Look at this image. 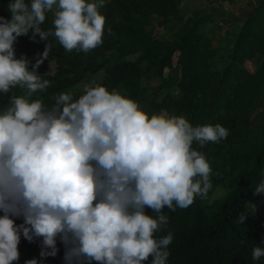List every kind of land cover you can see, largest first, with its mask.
Returning <instances> with one entry per match:
<instances>
[{"label": "clouds", "instance_id": "1", "mask_svg": "<svg viewBox=\"0 0 264 264\" xmlns=\"http://www.w3.org/2000/svg\"><path fill=\"white\" fill-rule=\"evenodd\" d=\"M103 7L104 0H10V18L0 16V92L26 91L0 111V264L19 260L21 232L43 237L51 251L42 255L57 254L59 237L66 264H166L173 236L155 235L167 227L164 209L207 199L213 186L199 149L228 137L220 123L193 126L182 114H149L96 81L78 98L70 90L55 95L50 108L30 99L50 86L37 71L51 51L49 38L65 52L94 50L103 43ZM49 13L51 27L43 29ZM30 31L48 41L31 70L14 49ZM261 193L264 181L254 188ZM251 256L259 261L264 247H253Z\"/></svg>", "mask_w": 264, "mask_h": 264}, {"label": "trees", "instance_id": "2", "mask_svg": "<svg viewBox=\"0 0 264 264\" xmlns=\"http://www.w3.org/2000/svg\"><path fill=\"white\" fill-rule=\"evenodd\" d=\"M182 1L104 0L100 9L106 17L103 43L88 53L65 52L50 37L52 47L44 61L55 62L56 71L41 73L40 64L37 71L50 86L30 99L40 98L50 108L59 93L70 90L78 98L81 83L104 70L102 78L93 81L110 91L119 90L149 114L165 110L186 116L193 126H225L226 139L209 142L203 149L193 143L212 169L208 198L197 196L184 209L165 208L167 227L155 235L173 236L166 264H264V257L254 261L251 256L253 247H264V193L254 194L264 181V0H247L240 29L225 52L203 27L208 19L205 11L185 17ZM9 2L0 0V16L10 18ZM172 20L181 26L172 38H164L162 29H168ZM51 21L49 13L41 27L48 29ZM47 43L39 35L33 38L31 31L21 35L14 42L16 57L27 58L31 70ZM249 62L255 63L253 70L247 67ZM175 68L180 76L173 81L167 70ZM12 94L26 95V91L17 86L7 94L0 92V111ZM146 211L151 214V209ZM241 216L245 217L242 222ZM13 219L17 225L24 223L22 216ZM56 247L55 256L42 255L51 251L44 248L43 237L28 240L21 232L19 260L13 264L30 260L66 264L65 245L59 237ZM146 264H151V258Z\"/></svg>", "mask_w": 264, "mask_h": 264}, {"label": "rangeland", "instance_id": "3", "mask_svg": "<svg viewBox=\"0 0 264 264\" xmlns=\"http://www.w3.org/2000/svg\"><path fill=\"white\" fill-rule=\"evenodd\" d=\"M246 5L247 0H183L181 8L185 17L194 16L197 12L204 10L208 19L204 22L205 25L203 27L207 28L211 35L214 36V45H221L223 52H225V49L228 51L231 47V41L240 29L243 18L242 12ZM168 26V29H162L164 38H172L173 32L181 26V23L172 20ZM227 29H230L229 31L231 32L226 33ZM162 30L159 31L161 32ZM41 66V73L52 74L56 71V64L53 61H43ZM247 67L253 70L256 66L254 62H249ZM168 72L172 74L173 81L179 79L180 72L178 68L171 71L167 70ZM103 75L104 70L95 76L85 79L80 87L83 88L84 84L93 81L95 78L100 79ZM174 90L176 92V88Z\"/></svg>", "mask_w": 264, "mask_h": 264}]
</instances>
